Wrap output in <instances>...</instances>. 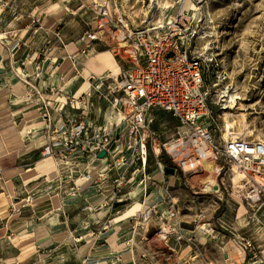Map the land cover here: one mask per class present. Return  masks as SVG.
<instances>
[{"label": "rangeland", "instance_id": "1", "mask_svg": "<svg viewBox=\"0 0 264 264\" xmlns=\"http://www.w3.org/2000/svg\"><path fill=\"white\" fill-rule=\"evenodd\" d=\"M99 1L113 7L117 2L121 14L139 29L166 24L178 12H188L202 35L197 48L203 55L214 58L210 84L215 139L225 138L226 123L231 120L234 135L264 141V0ZM83 2L87 3L86 7L79 9ZM90 3L91 0H0V8L4 10L0 28L11 27L8 20L13 15L18 16L21 19L12 26L28 21L34 35L46 36L38 45L42 50L40 59L51 57L47 59L48 65L59 61L68 63L75 58L79 61L77 76L81 75L85 63L98 71L93 73L95 76L116 75L126 66L116 46L99 41L92 45L88 55L79 53V37L88 28V22L96 20ZM193 5L194 14L190 9ZM5 43V39L0 37V44ZM16 43L19 45L20 40ZM54 45L57 49L67 47L65 60L60 52L53 53ZM96 55L102 56L103 64L113 65L111 69L99 73L102 67ZM86 78L76 79L71 88L75 90L82 86ZM100 99H96L99 101L96 106L101 107L98 123L104 125L109 122L111 109L110 103ZM79 117L84 118L83 115ZM151 119L152 133L158 138L161 148L163 173L156 152L150 146L145 169L135 164L128 169L122 185L117 186L114 180L116 193L123 195L118 197L114 194L108 202H113V208L119 203L124 204L117 209L127 210V218L118 219L120 215L114 209L113 220L102 217V222L108 221V228L87 233L99 242L113 240V244L106 249L97 248L99 253L93 257H86L74 247L66 246L65 254L61 250L63 255L58 256L57 264H228L233 245L242 248L247 239L252 242L253 253L244 250L245 255L239 264H264V202L251 208L245 199L228 194V190L221 200L215 187L224 181L231 189L234 165L226 175L216 172L213 176L216 185L210 189L199 183L205 172L189 179L180 170L167 173L165 166H172V163L164 144L176 138L179 121L170 112L156 108L151 112ZM62 172L67 173L65 170ZM118 172L112 177L118 176ZM141 179H146L145 183L151 179L154 183L147 184L146 189ZM105 189L112 193L111 180ZM129 190L133 193L125 194ZM118 198L123 201H117ZM169 210H174L176 215L171 217ZM165 226L170 233L161 238L160 231ZM87 234L78 239L84 240ZM46 258L26 263L19 260L18 249L12 247L8 238L3 237L0 241V264H46Z\"/></svg>", "mask_w": 264, "mask_h": 264}, {"label": "built area", "instance_id": "2", "mask_svg": "<svg viewBox=\"0 0 264 264\" xmlns=\"http://www.w3.org/2000/svg\"><path fill=\"white\" fill-rule=\"evenodd\" d=\"M116 3L111 7L106 2L91 0L90 8L96 13V20L89 21L88 28L79 37V53L88 55L93 44L109 42L118 48L126 66L116 75L92 76V84L85 92L69 94L65 101H58L64 107L43 106L41 114L48 121V127L42 160L51 157L61 166L77 160L80 168L73 189H80L79 181L93 180L95 169L98 170L96 181L100 184L108 172L119 171L115 182L120 186L130 167L139 164V168H146L150 146L154 150L160 147L151 130V112L156 108L170 112L179 121L176 138L164 144L176 170L189 179L206 172L204 162L208 159L219 164L218 174H228L234 165L245 176L241 185H235L232 178L231 189L224 181L217 185L221 200L228 190V194L245 199L251 208L263 204L264 141L246 136L223 140L214 137L210 84L214 58L203 55L197 48L202 37L198 24L188 12L181 11L166 24L134 28L116 9ZM86 4L83 2L79 9ZM71 59L75 65L78 63L77 59ZM95 96L110 103L111 114L109 123L92 130L85 118L79 116L91 114ZM54 113L58 116L56 122H53ZM103 149L107 154L99 158ZM156 156L163 173L160 154ZM145 180L141 179V183L147 189ZM169 211L171 217L176 215L174 210ZM242 248L253 253L254 247L248 239Z\"/></svg>", "mask_w": 264, "mask_h": 264}, {"label": "crops", "instance_id": "3", "mask_svg": "<svg viewBox=\"0 0 264 264\" xmlns=\"http://www.w3.org/2000/svg\"><path fill=\"white\" fill-rule=\"evenodd\" d=\"M3 11L0 8V21ZM19 19L13 15L8 20L11 27L0 28V37L6 41V45L0 44V166L3 169V179L0 180V206L3 207L0 212V241L3 237L8 238L12 247L18 249L19 260L26 263L47 257L46 264H57L58 256L65 254V247L69 245L82 255L93 257L99 253L97 248L106 249L113 240L99 242L90 238L88 231L108 228L107 222L113 220V210L124 205L119 203L113 208V202H108L114 194L118 197L123 195L115 191L117 176L112 177V174L116 171L108 172V177L100 184L96 181L98 170H92L93 180L79 181L80 189H73L80 168L77 160L66 166L56 162L59 174L52 179L48 174L32 169L42 162L41 151L46 142L48 121L41 114L43 106L64 107L58 101H65L63 98L69 94L85 92L92 84L93 73L98 71L85 63L81 75L77 76L78 63L75 65L73 61L48 65L47 59L51 57L40 59L42 50L38 45L45 35H34L28 21L12 26ZM22 23L25 26L21 27ZM17 40H20L19 45ZM66 50L67 47L57 49L53 46V53L60 52L63 60ZM96 57H99L102 67L99 73L113 66L103 64L102 56ZM82 77L86 78L84 84L72 89L76 79ZM96 99L101 100L98 96L93 97L91 114L84 117L92 130L101 125L98 123L101 107L96 106L99 103ZM57 119L54 113L53 122ZM24 173H27L26 177ZM110 180L112 193L105 189ZM9 181L13 182L14 193ZM151 183L154 181L147 179V184ZM127 193L132 194L133 190ZM9 196H12V201ZM117 214L121 220L128 215L125 209H117ZM103 216L109 218L105 223L102 222ZM86 234L84 240L78 239ZM61 250H64L63 254Z\"/></svg>", "mask_w": 264, "mask_h": 264}, {"label": "bare ground", "instance_id": "4", "mask_svg": "<svg viewBox=\"0 0 264 264\" xmlns=\"http://www.w3.org/2000/svg\"><path fill=\"white\" fill-rule=\"evenodd\" d=\"M154 1V0H153ZM116 9L118 11H120V8L118 7V4L116 3ZM191 4H188V6H190ZM194 8L195 6H191V12L194 14ZM218 84H215V86H217ZM233 126V122L231 120H228L226 123V132H224V137L225 138H235L237 137V135H234L235 132L231 131V127ZM156 153L160 152V148L158 146H156L155 149ZM205 165V174L200 176V184H203L205 186V189H210L213 188L216 185V179L213 177L215 176L216 172L219 170V164L215 161V160H206L204 162ZM235 169V177H233V182L235 185H241L242 182V178L245 176L244 172L241 171L239 168H237L236 166H234ZM33 171H36L37 173H41V174H48V178L52 179L53 177L57 176L59 174V169L57 167L56 161L51 158V157H47L44 160H42L41 163L37 164L35 166V168L32 169ZM27 173H24L23 176L26 177ZM195 178V176L193 177ZM10 187L12 188V193H14L13 190V182L9 181ZM9 200L12 201V196L8 197ZM3 207L0 206V212H2ZM170 233V230L168 227H163L160 231V237L161 238H165L166 235ZM234 248L233 250L229 251L230 252V256L229 259H227L228 264H239L241 263V259L242 257H244L245 252L244 250L239 246L234 244L233 245Z\"/></svg>", "mask_w": 264, "mask_h": 264}, {"label": "water", "instance_id": "5", "mask_svg": "<svg viewBox=\"0 0 264 264\" xmlns=\"http://www.w3.org/2000/svg\"><path fill=\"white\" fill-rule=\"evenodd\" d=\"M106 154H107V151H106L105 149H103V150H101V151L99 152L98 157H99V158H104V157L106 156ZM165 171H166L167 173H171V174H173V173H175L176 169H175V167H173V166H165Z\"/></svg>", "mask_w": 264, "mask_h": 264}]
</instances>
